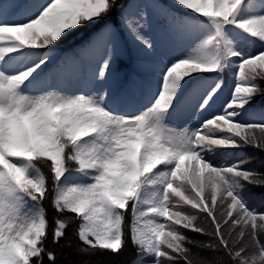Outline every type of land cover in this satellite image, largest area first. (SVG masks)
<instances>
[{
  "label": "snow or ice",
  "instance_id": "1",
  "mask_svg": "<svg viewBox=\"0 0 264 264\" xmlns=\"http://www.w3.org/2000/svg\"><path fill=\"white\" fill-rule=\"evenodd\" d=\"M258 97L264 0H0V264H264Z\"/></svg>",
  "mask_w": 264,
  "mask_h": 264
},
{
  "label": "trees",
  "instance_id": "2",
  "mask_svg": "<svg viewBox=\"0 0 264 264\" xmlns=\"http://www.w3.org/2000/svg\"><path fill=\"white\" fill-rule=\"evenodd\" d=\"M165 2H170V0H165ZM115 23V17L110 18ZM100 23H104L101 21ZM99 27V25L92 26L91 28H85L80 29L77 32H72L70 35L64 37L61 39L59 44L57 45V50L63 54L64 52L70 51L71 49H74L77 45H80L81 43L85 42L91 31L94 30V28ZM259 47V45H257ZM124 65H122L123 67ZM230 85L226 84L224 93L222 95H226L229 91ZM254 110L259 114L260 112H264V97H258L255 101V104L253 106ZM247 155L249 153H246ZM252 155L254 156L255 162L257 166H259V162L261 159L260 154L256 153L255 150H253ZM251 191L256 192V194H259L264 198V188H255ZM249 201V200H248ZM250 206L255 207L257 210H264V205L258 206L252 202H249ZM75 227V226H73ZM69 236L73 240V244H75V237L72 236V228L68 230ZM59 254V264H78V262L82 259H88L90 261V264H131V261L136 259L135 250L129 247L121 256L115 257L108 254H100L93 257H79L76 255V253L71 248H63V249H57Z\"/></svg>",
  "mask_w": 264,
  "mask_h": 264
},
{
  "label": "rangeland",
  "instance_id": "3",
  "mask_svg": "<svg viewBox=\"0 0 264 264\" xmlns=\"http://www.w3.org/2000/svg\"><path fill=\"white\" fill-rule=\"evenodd\" d=\"M242 155H247V154L243 153ZM246 195L248 197L249 202H252L258 206L264 205V198L259 194H256V192L250 190Z\"/></svg>",
  "mask_w": 264,
  "mask_h": 264
}]
</instances>
